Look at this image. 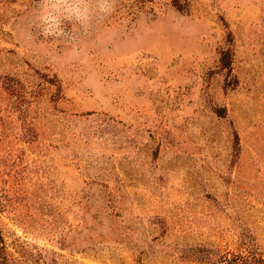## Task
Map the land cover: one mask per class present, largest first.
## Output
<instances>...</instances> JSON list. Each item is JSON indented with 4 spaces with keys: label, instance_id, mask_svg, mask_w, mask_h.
I'll list each match as a JSON object with an SVG mask.
<instances>
[{
    "label": "rangeland",
    "instance_id": "obj_1",
    "mask_svg": "<svg viewBox=\"0 0 264 264\" xmlns=\"http://www.w3.org/2000/svg\"><path fill=\"white\" fill-rule=\"evenodd\" d=\"M0 230L18 264L264 255V0H0Z\"/></svg>",
    "mask_w": 264,
    "mask_h": 264
},
{
    "label": "trees",
    "instance_id": "obj_2",
    "mask_svg": "<svg viewBox=\"0 0 264 264\" xmlns=\"http://www.w3.org/2000/svg\"><path fill=\"white\" fill-rule=\"evenodd\" d=\"M0 264H18V262L15 261L14 258L9 254L1 230ZM223 264H264V255H260L255 245H251L249 247H245V250L243 252L233 254L231 258H227L226 260H224Z\"/></svg>",
    "mask_w": 264,
    "mask_h": 264
}]
</instances>
